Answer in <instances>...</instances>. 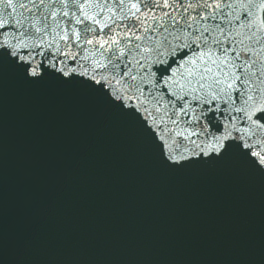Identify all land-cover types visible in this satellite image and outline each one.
<instances>
[{
  "label": "water",
  "instance_id": "water-1",
  "mask_svg": "<svg viewBox=\"0 0 264 264\" xmlns=\"http://www.w3.org/2000/svg\"><path fill=\"white\" fill-rule=\"evenodd\" d=\"M0 264H264V173L169 170L99 97L0 69Z\"/></svg>",
  "mask_w": 264,
  "mask_h": 264
},
{
  "label": "snow or ice",
  "instance_id": "snow-or-ice-1",
  "mask_svg": "<svg viewBox=\"0 0 264 264\" xmlns=\"http://www.w3.org/2000/svg\"><path fill=\"white\" fill-rule=\"evenodd\" d=\"M4 68L99 97L164 168L264 173V0H0Z\"/></svg>",
  "mask_w": 264,
  "mask_h": 264
}]
</instances>
